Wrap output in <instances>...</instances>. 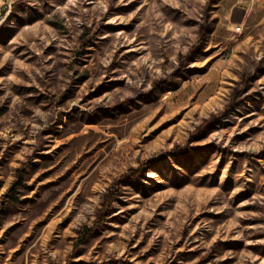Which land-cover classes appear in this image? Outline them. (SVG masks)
I'll return each mask as SVG.
<instances>
[{"label":"rangeland","instance_id":"rangeland-1","mask_svg":"<svg viewBox=\"0 0 264 264\" xmlns=\"http://www.w3.org/2000/svg\"><path fill=\"white\" fill-rule=\"evenodd\" d=\"M0 264H264V0H0Z\"/></svg>","mask_w":264,"mask_h":264},{"label":"trees","instance_id":"trees-1","mask_svg":"<svg viewBox=\"0 0 264 264\" xmlns=\"http://www.w3.org/2000/svg\"><path fill=\"white\" fill-rule=\"evenodd\" d=\"M210 30H211V27H210V24L208 22L200 25L199 38H198V46H199L198 50L199 51H202L205 49L204 47H205V44L207 41V34L209 33ZM87 43L89 44V43H93V42L90 41ZM197 54H198V52H197ZM186 67L176 68V70H174L173 73H171L172 74V81H175L177 79V76H180L181 74H183ZM162 83H163L162 81H159L156 83V86L157 87H163V88L172 87V86L166 85L167 82H165L166 83L165 85ZM25 185L26 184H25V177H24L23 170H19L18 180L11 187L10 191L5 195V200L7 202H11L12 204L18 203L20 201L18 194H19L20 190L23 187H25ZM114 199H115V194H112V193L109 194L107 196V198H105L104 209H105L106 213L112 207V203H113ZM87 231H89V230L87 229ZM89 234H90V232L89 233L87 232V234H84V239H86V236Z\"/></svg>","mask_w":264,"mask_h":264}]
</instances>
